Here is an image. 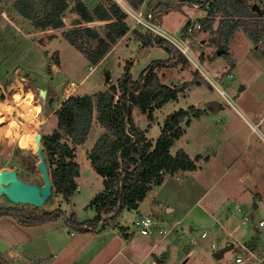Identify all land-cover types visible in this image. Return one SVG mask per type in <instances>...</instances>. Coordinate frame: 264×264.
<instances>
[{"label":"rangeland","instance_id":"obj_1","mask_svg":"<svg viewBox=\"0 0 264 264\" xmlns=\"http://www.w3.org/2000/svg\"><path fill=\"white\" fill-rule=\"evenodd\" d=\"M14 1L0 0V10L4 13L2 16L0 14V103L12 109L11 113L5 111L7 120L0 125V171L16 169L18 175L26 182L43 185L38 162L36 166L26 164L27 157L31 154L35 155L36 149L21 147L17 139L19 133L27 128H34L35 132L42 136L51 133L57 126L54 110L59 105H56V102L59 104L68 93L88 92L96 99L95 95L98 91L108 88L112 82L117 83L128 61L133 63L134 75H138L146 63L140 59L147 54L145 51L150 47H144L134 33V29L144 31V26L142 27L129 14L130 30L111 45L105 55L108 59L104 61V56L101 59L102 62L91 64L83 52L63 37L62 29L37 28L32 20L15 10ZM69 1L72 5L75 2V0ZM83 1L93 7L99 0ZM125 1L129 4L127 0ZM150 1L153 6L160 4L159 10L166 9V4L181 5V10H172L162 16L161 26L169 33L185 39L182 32L186 24L189 22L191 25L194 24L191 36L186 42L206 73L198 70L190 60V63L185 66L167 65L160 68L158 73L161 81L166 83L187 81L189 85L184 92L180 93L178 99L171 100L156 110L154 120H149L147 114L134 108L133 117L136 124L146 129L147 135L155 140L161 131L164 118L170 112L180 107L187 108L190 104L198 107L201 104L206 111H209V116L191 117L184 122L185 133L175 141L171 148L172 153L183 148L192 157L196 153L204 156L205 151L210 150L205 149V145L211 142L216 145L225 132H230L232 127L237 128L244 139L237 138L234 143L233 139H229L222 144L223 149H229V154L240 153L245 145L252 149L255 144L253 137L258 136V132L264 133L263 122L260 123L258 131L253 132V136L249 137L252 143H247L250 127L260 118L249 108L260 109L264 114V0H247V3L252 5V12L249 15L233 17L226 16L223 11H217L213 18V26L209 30H204L200 26V18L208 13L209 0H202L204 4H191L189 0H145L136 10L144 13L148 9L153 10V6L149 5ZM36 4L41 16L44 15L48 9L46 0H37ZM254 4L258 9L253 8ZM63 17L66 25L70 27L78 14L68 9ZM234 23L238 26L230 40L226 42L224 33ZM84 24L96 27L102 36H106L105 21L94 20ZM152 47L155 49L153 50L154 58L168 56L162 47ZM201 53H204L203 60L200 57ZM92 67H94L93 71H91ZM196 69L200 73L195 72ZM107 72L110 80H106ZM231 73L233 77H230ZM206 75L211 77L215 84H212ZM71 81L78 85L75 90H68V83ZM222 88L225 90V95L220 92ZM41 89L47 90L43 98L40 96ZM241 91L242 93L238 95ZM28 94L31 95V102L38 104L39 110L36 117L45 120L39 125L28 122L18 114L19 100H25ZM241 97L248 105L242 103ZM211 99L217 100L220 104V109L216 112L208 107L207 101ZM103 132L104 127L94 117L86 141L76 146V160L80 163L81 175L77 178L78 190L71 199L66 200L61 194L52 193L47 201L38 207L28 203H14L2 194L0 205H14L23 208L27 213L60 207L67 214L74 210L79 220L92 218L96 210L88 204L93 196L102 190L103 177L93 169L88 154ZM257 146L264 155V142L257 143ZM212 163L214 167L219 166L217 159H213ZM203 171L204 168L200 172L185 171L167 176L166 184L162 187L155 186L148 192L144 200L140 202L139 210L124 209L118 218L111 221L110 227L103 231H71V227L64 218L26 226L16 222L12 216H3L0 218V250L7 254L12 264H36V260H40L42 264H46V261L49 264H148L150 250L161 251L150 241L152 239L158 241L161 234L157 229L152 234H142L139 227L130 220L134 216L139 218L149 209L152 212L151 216L157 220L160 219L157 217L160 212L168 214L167 208L173 206L175 211L169 218L174 219H170L171 221L167 219V221L171 224L178 218H182L186 226L193 225L194 231H189L188 228V235L178 239V243L171 248V258L166 264H173V262L175 264H213L216 258L203 246L202 239L205 238L200 236L196 244L190 242L191 234L198 235L197 232L205 227L208 228L211 224H198L196 218L207 215L204 208L209 203L217 206L222 200L235 197L238 190L225 194L218 186L211 187L208 182L210 178L207 177L198 181L201 186L195 184L199 179L198 176L203 177ZM226 182L229 188H232L230 184L234 185L229 175H223L219 179V184ZM258 184L260 185L259 181ZM252 187L254 189H250L247 195V201L251 206L253 201L259 202V199H264L259 197V192L256 193L258 185L255 183ZM172 190H176L177 195L171 198L169 192ZM196 200H199L201 204H196ZM189 216H192L191 221ZM209 219L212 220L210 217ZM119 222L130 225L127 230L131 227L133 232H130L128 238L119 232L118 227L112 229V226H118ZM253 223H256V220L249 221L248 226H252ZM155 226L153 228H156ZM245 227L247 226L243 225L242 229L236 233L244 234ZM187 243L191 245V253L187 254L189 251H184L181 254L180 247L184 248ZM233 250L234 248L226 252L225 256L229 257L226 264H235ZM159 255L161 259L165 257V254L161 252ZM177 258L180 259L177 260Z\"/></svg>","mask_w":264,"mask_h":264},{"label":"trees","instance_id":"obj_2","mask_svg":"<svg viewBox=\"0 0 264 264\" xmlns=\"http://www.w3.org/2000/svg\"><path fill=\"white\" fill-rule=\"evenodd\" d=\"M37 0H15L13 6L25 18L32 20L40 29L47 27L62 29L63 37L78 50L83 52L91 64H97L129 30V14L117 0H99L90 7L83 0H46L48 9L41 16L37 9ZM134 8H139L145 0H127ZM191 4H204L202 0H189ZM150 6L152 1L149 2ZM160 4L153 6L155 20L161 22L162 16L172 10H181V5ZM78 14L68 27L63 15L67 10ZM252 5L247 0H209L208 13L200 18V26L209 30L217 11L226 16L249 15ZM94 20L105 21L106 36H102L96 27L88 24ZM237 23V22H236ZM225 31V41H229L237 24ZM190 25L186 24L185 29ZM143 27V26H142ZM145 28V27H144ZM143 46H159L166 50V58L152 59L138 75L132 71V62L124 66L117 83L97 92L96 99L90 93H72L66 96L54 110L57 126L49 134L42 136L43 153L49 166L53 183V193L61 194L66 200L71 199L78 190L77 178L81 175L80 163L76 160V146L83 144L90 132L94 117L104 127L89 151L93 169L103 177V188L98 191L88 206L96 210L92 218L79 220L72 210L69 214L64 209H43L39 212H25L23 208L0 205V218L12 216L21 225H39L59 218H64L71 231H103L110 227L111 221L118 218L124 209H137L148 192L161 185L167 176L180 171L197 169L199 156L192 158L183 148L172 153L175 141L184 133V122L192 117H200L205 108L190 104L170 112L162 122L158 137L153 140L147 130L136 124L133 110L137 108L154 120L156 110L167 102L178 99L189 83H165L160 80L159 69L170 65H188L189 59L167 38L156 35L152 30L134 29ZM204 59V53L200 55ZM195 72L200 73L197 69ZM208 81V80H207ZM197 84H201L197 82ZM96 112V114H94ZM38 158L31 154L27 157L28 166H36ZM125 237L127 226H120ZM255 240V238H254ZM248 243L249 246L255 241ZM159 264L163 260L157 259ZM0 264H12L5 252L0 250ZM36 264H42L36 260Z\"/></svg>","mask_w":264,"mask_h":264},{"label":"crops","instance_id":"obj_3","mask_svg":"<svg viewBox=\"0 0 264 264\" xmlns=\"http://www.w3.org/2000/svg\"><path fill=\"white\" fill-rule=\"evenodd\" d=\"M149 47L150 48H148L145 51V53L147 54L143 56V58L140 59V60L143 59L144 62H146L145 66L147 65V62L149 63L152 59H155L153 56V50L155 49L152 46H149ZM157 58H166V57H157ZM107 59H108V56H105L104 61H106ZM231 74L233 77V73ZM182 80H190V79H182ZM241 93L242 91L238 95H240ZM241 98H242V103L244 105H248L247 103L243 101V97ZM207 102L215 103L216 110H214L213 112H216L220 109V104L217 100L211 99ZM230 103L232 104V102ZM200 107L204 108L201 106V104H200ZM249 110L253 114H255L257 117H260L259 120L256 122V124L250 127L251 129L249 130V133L247 135V138H248L247 143L251 144L252 142H251V139H249V137H252L253 132L258 131V127L260 123L264 122V114H262L263 111L260 109L254 110V109L249 108ZM203 115L209 116V111H206L204 114H202L200 118ZM205 121L207 120L205 119ZM258 134H259L258 136L253 137L255 139L253 141L255 144H253L254 147L252 149L250 146L246 147L245 145V148L240 153H234V154L230 153L229 154V149H223L222 144H224V142L228 141L229 139L230 140L233 139V143L237 140V138H239L240 140L244 139L243 136L240 135L239 130L235 127H232L230 132L228 131L225 132L221 140L217 142L216 145H214L213 142L207 143L205 145V149H210V150H206L208 151V155H205L204 153V156L206 157L198 153H196L194 157L190 155L192 158H195L197 155L199 156L198 160L196 161L198 167L196 170H192L188 172H192V173L200 172V170L204 168V171L202 172L203 177L201 178V176H198L199 179L196 180L195 184H199V186H201V183H198V181H202L203 178L207 177V178H210L208 182L210 183L211 187H213L214 185L218 186L225 194H231L233 192H236V190H238V192H236L235 197L230 198V200H222L221 202L218 203L217 206H214V205L212 206V203H209L208 206L204 208L205 213L207 215L196 218V222L198 224L206 225L208 223H211L209 224V226L207 225L208 228L205 227L202 229V230L204 229L210 230V234L208 235V237L202 240H203V246L207 248L208 252L213 253L214 258H216L214 256L215 251H217L218 249L226 245H231L232 248H234L233 251H235L234 254H235V259H236L237 256L242 254L244 250L243 246L245 245L249 246L248 243L253 241L254 238H255L254 240L255 244L252 245L253 247H257L258 249L264 247V226L260 227L257 223V221H259L260 219L264 220V199H259V202L256 200L253 201L252 206L247 201V197H248L247 195L249 194V190L254 189L252 186H254L255 183L258 185V188H257L258 190L255 189L256 193L259 192V195H260L259 197H264V155L262 154L261 150L257 146V143L264 142V133L260 134L258 132ZM211 158H213L214 160L216 159L218 160V164H219L218 167H214L215 165L214 163H212L213 159L211 160ZM235 168H238V170H234ZM180 172H185V171H180ZM223 175H229L233 179L234 185L230 184L232 188L227 187L228 182L224 184H219V179H221ZM167 178L168 177H166L165 181L167 180ZM165 181L161 185H159V187H162L164 184H166ZM258 181L260 185L258 184ZM242 183L244 185L241 186ZM169 195L171 198L177 195L176 190L170 191ZM195 203L201 204L199 200H196ZM137 209L138 210L140 209V205ZM137 209H134V210H137ZM126 210H129V209H126ZM173 211H175V208L173 206L168 207L167 208L168 214H166V212H163V213L160 212L161 214L159 213V215L157 216L160 218V219H157L160 223H164L168 229H170L171 227V231L166 235H161V236L158 235L160 237L158 241H155L154 239L150 241L151 244L156 245V247L158 246L159 249H161V251L156 252L155 250L151 249L150 255L147 258L148 264H159L157 259H161L159 255L160 252L165 254V257H163V259L161 260H163L164 264H166V262L171 258V252H172L171 248L176 243H178L177 242L178 239L184 238V235L186 236L188 235L187 233L188 228H189V231H194L193 225L189 224L188 225L189 227L186 226L182 218L181 219L178 218L177 220H175L176 221V222L174 221L175 224H173L174 222L170 224V221L174 219V218H169V217H172ZM151 213L152 212L149 209L143 214L152 215ZM246 215H249L251 217V220L249 221L256 220V223H253L252 226H248L249 221H244ZM189 217H190L189 220L191 221L192 216H189ZM209 217L212 220H210ZM137 219L138 217L134 216L130 220V222L133 221L135 223ZM167 219L168 220L171 219V220L167 221ZM217 222L220 223L222 226L220 230H217ZM114 225H117V224H114ZM243 225L247 226L245 227L244 234H242V232L237 234L236 231L238 232L239 230H241ZM120 226L128 227L130 225L120 224L119 222L118 226H112V229H115L116 227H118L120 230L119 232L120 233L122 232L121 234H123V231L122 229H120ZM130 228L128 230L127 229L125 230V232L128 233V235L130 234V232H133L132 229ZM201 231L197 232V234L199 233L198 235L191 234V237L197 236L199 240L201 238L200 237ZM213 240L218 241L219 248L217 250L212 249L211 244ZM190 242H191V238H190ZM196 243H192V244H196ZM184 251H189L187 252V254L191 253L192 251L191 245L187 243L184 246V248L181 246L180 247L181 254H183ZM225 255H226V252L222 258H216L213 264H226L228 262L229 257H226ZM180 258H182V256H180ZM180 258H177V260ZM173 264H175V262H173Z\"/></svg>","mask_w":264,"mask_h":264},{"label":"built area","instance_id":"obj_4","mask_svg":"<svg viewBox=\"0 0 264 264\" xmlns=\"http://www.w3.org/2000/svg\"><path fill=\"white\" fill-rule=\"evenodd\" d=\"M118 2L124 7L125 11L133 16L136 21L144 26L145 28H148L152 30L156 35H161L168 40H170L172 43H174L184 54L185 56L192 61L196 66L198 70H201L203 73H206L204 71L202 64L199 62V60L195 57L193 52L190 49V46L186 42L187 39L190 38L191 33L194 28V24H190L187 29H185L182 32V35L185 39L181 37H177L171 33H169L167 30H165L159 21H156L155 14L152 9H148L145 13L141 11H137L134 9L130 4H128L125 0H118ZM1 16L4 14L3 11L0 10ZM94 67L91 68V71H93ZM207 79L212 82V84H215V82L212 80L211 77L206 75ZM232 77V74H230ZM77 84L74 81H71L68 83V90H75L77 88ZM220 92L225 95V90L222 88L220 89ZM72 93H68L70 95ZM67 95V96H68ZM228 98V97H227ZM229 99V98H228ZM230 100V99H229ZM251 220V217L249 215L245 216L244 221H249ZM258 225L260 227L264 226V220L260 219L257 221ZM135 225L139 227V231L142 234H152L155 232L157 229L158 232L161 235H166L171 231V228L168 229L165 224H161L158 220L154 219L149 214H143L141 215L136 221ZM156 225V228H153V226ZM222 228L221 224L217 222V230H220ZM210 234L209 229H204L201 231L200 235L202 238L208 237ZM232 235V234H231ZM198 241L197 236H192L191 237V242L196 243ZM212 249L217 250L219 248V244L217 240H213L212 244ZM244 250L241 255L237 256L235 259L236 264H264V247L263 248H257L253 246H243ZM46 264H49L48 261H46Z\"/></svg>","mask_w":264,"mask_h":264},{"label":"water","instance_id":"obj_5","mask_svg":"<svg viewBox=\"0 0 264 264\" xmlns=\"http://www.w3.org/2000/svg\"><path fill=\"white\" fill-rule=\"evenodd\" d=\"M253 8L258 9L254 4ZM106 80H110V75L106 73ZM47 90L41 89L40 96L43 98L46 96ZM56 105H59L57 102ZM208 107L214 111L216 110L215 103L209 102ZM5 109L3 103H0V125L6 122ZM37 149L35 155L38 156L39 161L37 166L43 177V185H39L35 182H26L19 175L16 169H3L0 171V196L5 194L14 203H28L34 206H42L47 199L52 195L53 183L50 175L49 166L46 161V157L43 153L42 135H36ZM208 155V151L205 152ZM232 248L231 245H226L217 251L214 256L216 258H222L228 250Z\"/></svg>","mask_w":264,"mask_h":264},{"label":"bare ground","instance_id":"obj_6","mask_svg":"<svg viewBox=\"0 0 264 264\" xmlns=\"http://www.w3.org/2000/svg\"><path fill=\"white\" fill-rule=\"evenodd\" d=\"M16 96L19 97V95ZM30 99L31 95L28 94L25 100H19L20 104L18 106V114L24 117L28 122L34 123L35 125H39L45 120H41L36 117L37 112L39 110L38 104L32 103ZM4 109L5 111L11 113L12 109L10 106L4 105ZM13 123H15L14 120ZM36 135L37 133L35 132L34 128H27L21 131L17 137L19 145L23 148H31L32 150L37 149Z\"/></svg>","mask_w":264,"mask_h":264}]
</instances>
